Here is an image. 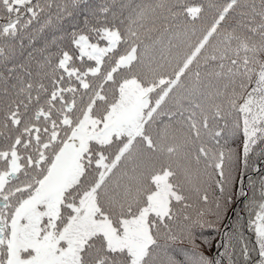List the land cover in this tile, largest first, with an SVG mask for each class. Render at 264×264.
<instances>
[{
  "label": "snow or ice",
  "instance_id": "6c2138e0",
  "mask_svg": "<svg viewBox=\"0 0 264 264\" xmlns=\"http://www.w3.org/2000/svg\"><path fill=\"white\" fill-rule=\"evenodd\" d=\"M0 264H264V0H0Z\"/></svg>",
  "mask_w": 264,
  "mask_h": 264
},
{
  "label": "trees",
  "instance_id": "16d2710c",
  "mask_svg": "<svg viewBox=\"0 0 264 264\" xmlns=\"http://www.w3.org/2000/svg\"><path fill=\"white\" fill-rule=\"evenodd\" d=\"M234 207H236V211L240 214L241 217V221L240 224L237 225V227H240L241 225H244V220L247 218V210L241 212V208H243V205H234ZM228 215L230 217H232L233 222L235 223L236 221V217L233 216L232 212L229 211ZM228 220L225 219L223 224L219 225L220 228V232L222 233L225 229V225L228 224ZM244 232L245 237H247L248 239L254 241L255 237L254 234L251 232V230L249 228H247L246 225L243 226V228L241 229ZM206 236L208 237L211 245H212V250L215 251L216 245L220 242V235L218 233H215L211 230H206ZM209 255L212 254V252L208 253Z\"/></svg>",
  "mask_w": 264,
  "mask_h": 264
}]
</instances>
